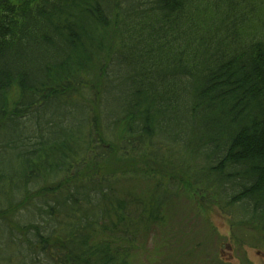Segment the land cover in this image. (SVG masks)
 <instances>
[{
    "label": "trees",
    "instance_id": "obj_1",
    "mask_svg": "<svg viewBox=\"0 0 264 264\" xmlns=\"http://www.w3.org/2000/svg\"><path fill=\"white\" fill-rule=\"evenodd\" d=\"M170 171L264 233V0H0V264H133Z\"/></svg>",
    "mask_w": 264,
    "mask_h": 264
},
{
    "label": "rangeland",
    "instance_id": "obj_2",
    "mask_svg": "<svg viewBox=\"0 0 264 264\" xmlns=\"http://www.w3.org/2000/svg\"><path fill=\"white\" fill-rule=\"evenodd\" d=\"M175 173L118 178L122 196L146 198L159 185L169 199L133 264H264V233L241 226L233 209L223 210L216 195L187 182L188 175ZM29 211L19 214L21 222L32 218Z\"/></svg>",
    "mask_w": 264,
    "mask_h": 264
}]
</instances>
